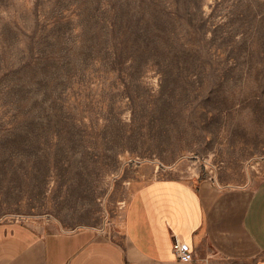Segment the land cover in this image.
Returning a JSON list of instances; mask_svg holds the SVG:
<instances>
[{
    "label": "rangeland",
    "instance_id": "1",
    "mask_svg": "<svg viewBox=\"0 0 264 264\" xmlns=\"http://www.w3.org/2000/svg\"><path fill=\"white\" fill-rule=\"evenodd\" d=\"M178 164L264 175V0H0V219L117 236Z\"/></svg>",
    "mask_w": 264,
    "mask_h": 264
},
{
    "label": "crops",
    "instance_id": "2",
    "mask_svg": "<svg viewBox=\"0 0 264 264\" xmlns=\"http://www.w3.org/2000/svg\"><path fill=\"white\" fill-rule=\"evenodd\" d=\"M181 165L136 187L117 236L0 219V264H264V175L221 184L197 166L181 176Z\"/></svg>",
    "mask_w": 264,
    "mask_h": 264
},
{
    "label": "built area",
    "instance_id": "3",
    "mask_svg": "<svg viewBox=\"0 0 264 264\" xmlns=\"http://www.w3.org/2000/svg\"><path fill=\"white\" fill-rule=\"evenodd\" d=\"M173 250L176 254V256L183 261H189L192 259L191 253L184 247V245L179 242L178 240H175L173 242Z\"/></svg>",
    "mask_w": 264,
    "mask_h": 264
}]
</instances>
